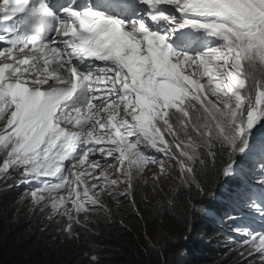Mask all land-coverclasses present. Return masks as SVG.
I'll return each instance as SVG.
<instances>
[{
	"label": "snow or ice",
	"instance_id": "1",
	"mask_svg": "<svg viewBox=\"0 0 264 264\" xmlns=\"http://www.w3.org/2000/svg\"><path fill=\"white\" fill-rule=\"evenodd\" d=\"M0 5V173L22 170L69 234L110 188L123 183L127 199L148 164L160 165L154 179L171 178L167 166L200 191L210 173L240 177L229 219L264 260V82L251 71L264 66V0ZM101 161L119 177L97 173Z\"/></svg>",
	"mask_w": 264,
	"mask_h": 264
},
{
	"label": "trees",
	"instance_id": "2",
	"mask_svg": "<svg viewBox=\"0 0 264 264\" xmlns=\"http://www.w3.org/2000/svg\"><path fill=\"white\" fill-rule=\"evenodd\" d=\"M219 178L220 174L210 173L205 178L204 190L193 189L190 195L182 187L179 191L166 188L161 192L158 186L139 191L135 199L141 213L131 220L132 224L125 228L109 225L100 212L95 231L85 227L83 221L75 225L79 232L76 242L69 246L52 229L42 225L35 228L33 222L15 219L25 215L18 211V194L3 192L0 194V264H90L93 256L100 258V264H182L180 247L171 243L163 245L167 239L161 235L173 231L183 236L190 230L197 238L184 250L198 249V252L186 264H248L239 262L241 258L233 254L225 255L226 251L220 248L205 246L207 231L200 225L199 208L207 205L208 194ZM110 208L107 206L104 210Z\"/></svg>",
	"mask_w": 264,
	"mask_h": 264
},
{
	"label": "rangeland",
	"instance_id": "3",
	"mask_svg": "<svg viewBox=\"0 0 264 264\" xmlns=\"http://www.w3.org/2000/svg\"><path fill=\"white\" fill-rule=\"evenodd\" d=\"M262 65H258L257 68L260 69ZM256 90L254 89V92ZM4 127L3 122H0V130H2ZM207 149H204L206 151ZM159 169V168H158ZM147 170L141 174H139V178L141 181L135 182V187L131 190L130 196L126 199L124 198L123 193L127 191L125 185L121 183L119 186L115 187L111 191H115L117 195L115 197L109 195V192L106 195L100 196L101 203L104 207H99L96 210H89L88 213L81 212L79 213L80 217V223H84L85 227H90L93 231H95L97 228L98 224V219L97 215L98 213L104 214L105 217V222H107L109 225H117L119 224L120 227L125 228L127 227V224L130 225L131 220H134L137 215H139V204L138 201L135 199V195L139 191H144L147 188H154L158 186V189L160 191L170 190V189H176L177 191L180 190V187L184 188V191L186 194L190 195V191L196 188H189L187 185H185L182 180L179 178L178 173L176 171H172L166 166V172L170 174L169 179H165L163 176L159 180L154 179V177L157 176V170ZM21 170H9L7 173H0V194H3V192H6L10 189H12L15 186L16 183V175L20 172ZM104 171H106V168H104ZM109 174V178L111 179L112 174L110 171H107ZM85 179V184L91 186L93 183L92 177L87 176H82ZM119 177V174L116 173L115 178L117 179ZM163 182V183H162ZM162 183V185H160ZM17 186H21L16 184ZM22 187V186H21ZM19 189V187H18ZM95 190L98 192L101 191V186L98 185ZM176 191V192H177ZM198 191V190H197ZM133 192V194H132ZM105 193V192H104ZM159 194V191L154 193V196ZM61 195H67V191L62 193ZM20 198V203L18 205L19 210L18 211H23L25 215L22 216H17L15 219H25L26 222H33L34 226H46L47 228L52 229V231H55L59 234V236L63 239L62 242L65 245H73L72 243L76 242V236L77 233L79 232V229H76L75 225L73 226V233L74 234H69L68 232L65 231L66 225H67V215H59V214H54L50 207H45L44 203H41L39 205L35 204L33 202V198L31 197L30 193L27 192L26 189L21 190V196ZM135 201L134 203L132 201ZM69 203V208L71 205V201ZM111 207L110 209H105V207ZM210 211L205 212L202 215L209 214ZM211 214L207 215L209 217ZM87 216V219L84 217ZM101 219V216H100ZM128 221V223H126ZM130 221V222H129ZM36 222H39L38 224ZM125 224V225H123ZM109 230L105 231L108 232ZM172 233H166L162 234L161 237H165L167 239L163 245L167 244H173L174 247L176 246L179 248V252L181 251L180 254V260L182 264H186L190 258L192 257L193 254L198 252L197 250H184L186 246H192V242L194 241V238L196 240L197 237L193 236L195 232L193 230H190L188 234L186 235H179L171 231ZM233 233L237 234V232L232 231ZM181 234V233H180ZM117 238L120 240L119 236L116 235ZM183 238H182V237ZM209 238V233H207V236L205 237V241ZM177 240V243L175 242ZM201 236L198 237L197 242L200 243ZM121 241V240H120ZM118 242V241H117ZM196 243V242H194Z\"/></svg>",
	"mask_w": 264,
	"mask_h": 264
},
{
	"label": "clouds",
	"instance_id": "4",
	"mask_svg": "<svg viewBox=\"0 0 264 264\" xmlns=\"http://www.w3.org/2000/svg\"><path fill=\"white\" fill-rule=\"evenodd\" d=\"M225 160H227L226 156L220 159V161L217 163V166L219 168H222L224 166ZM157 167H158V164H148L145 167L143 172H145L147 170L158 169ZM135 182H139V181L136 180ZM235 185H236V183L233 180H231V179L226 180L222 175H220V178L217 181L216 187L213 190H211L210 193L208 194L209 197H208L207 205L201 206L199 208V210L201 211V213H199L200 225L202 226V229L206 230L207 233H209V236H211L205 241V246L207 248H215L216 247L215 244L211 243V241L214 239V237H217L219 225H218V222L215 220L214 217H210L209 221H207V222H212V224H214V225L208 226L206 223V220H205V218L208 219L207 214H205V215H202V214H204L207 211H215L217 209V203L219 201H224V200L230 199L231 195L227 196V194L232 192L231 188ZM225 189H228L229 191L225 190ZM132 194H133V192H132ZM218 199H221V200H218ZM215 200H218V201H215ZM214 202L216 203V205H214ZM262 222L264 224V221H262ZM260 225H261V223H259L258 228L260 227ZM230 254H233L235 257H240L241 260L239 262H247L248 264H264V260H262L260 253L251 247H245L241 253L231 252Z\"/></svg>",
	"mask_w": 264,
	"mask_h": 264
}]
</instances>
